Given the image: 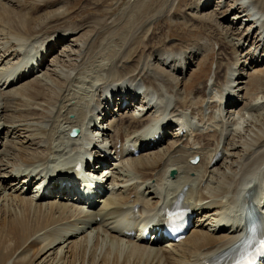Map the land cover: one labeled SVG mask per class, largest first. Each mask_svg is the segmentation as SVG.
I'll use <instances>...</instances> for the list:
<instances>
[{
  "label": "bare ground",
  "instance_id": "obj_1",
  "mask_svg": "<svg viewBox=\"0 0 264 264\" xmlns=\"http://www.w3.org/2000/svg\"><path fill=\"white\" fill-rule=\"evenodd\" d=\"M69 1L74 2L75 0ZM198 1L189 3V0H180L179 5L188 9L194 8V10H199V5L195 8ZM205 1L200 0V4L205 3ZM208 1L207 4H209ZM1 2L0 66H3L9 58L10 50L14 49L18 53V58L14 64H11L10 60L7 61V64L4 66L5 69L0 73V83L1 78L4 76L6 77L2 85L7 80L12 79L11 74L18 65L19 69L21 68L19 71L21 74L19 76L16 75L18 78L14 83L15 85L11 82L4 90H0V139L2 140V146L0 147V264H7L10 260L13 261L12 263L10 262L11 264H35L39 256H46L51 251L59 257L56 264H78V262L81 264H208L214 258L225 257L227 254L237 251L243 243V232H246L242 228V224L226 223L228 226L223 225V227H218L220 222L216 218L219 217L218 215L235 214L238 210L240 198L246 201L249 197L258 195L261 198L264 195L263 179V182H259V184L248 185V182L259 174L257 171L264 168V148L254 153L250 161L248 160L245 164L241 165V173L238 177L227 173L223 177H220V180L223 179V182L219 181L218 187L211 186L213 185L211 176L212 179L214 177L218 179V174L214 171H216L215 168L220 163L214 164L213 160L219 153L223 152L222 137L226 135L223 143L228 142L232 133L230 132L228 136L227 134L229 133L225 134V123L221 122V125L216 124V126L204 128L203 130L208 131L207 134L196 131L192 132L189 136H176L175 141L169 143L166 148L160 149L163 145L162 141L159 142L161 144L157 143L152 148H147L149 139L147 131L150 130L149 127L153 125L159 126L160 124L157 116L146 117L151 110L157 109L159 113L162 112L160 116H164V120L167 123L176 121L175 117L178 115L181 118L185 117V120L188 122V117L183 113V110L186 107L190 109L191 106H188V103H193L183 101L178 91H176V99L173 103L168 102L166 106H163V101L151 102L146 97L148 91L144 92L143 103L146 107L145 110H142L141 114L125 115V112L131 108V104H126L125 108L121 109L122 115L118 119H114L109 126L101 124V132L99 134L103 132L102 136L106 138H103L102 142L109 144L112 150L117 151L125 157L116 163V171L107 182L109 187V182L110 180L112 181L111 187H113V190H115V182H118L122 186H119V190L117 192L115 190L109 197L106 196L107 194L105 195L106 197H98L100 198L98 201L103 203L100 211L96 209L97 203L89 206V210H85L79 207L78 203H74V200L70 201L71 196L68 197L67 191H64L66 186L59 184L55 178L45 185L41 198H34L35 196L29 197L26 192L22 191V188L17 189L18 181L21 182L23 180L24 185L27 182L26 180L30 175L28 172L34 174L39 169L46 168L48 170L53 167L56 169L66 166L62 168L66 170L61 172L70 173L72 171L71 163L74 158L73 156L65 163L63 161L57 162V157H63L67 148L76 151L78 156L84 153L82 152L83 146L81 145V140L79 138H69L71 129H81L84 121L93 112L92 104H90L88 99H85L86 95L78 92L79 90L84 94L87 92L89 95H92V98H95L103 90L104 86L108 84H115L116 86L127 84L129 87L130 84H138L137 82L141 81V85L147 87L149 90L152 89V92L158 95V97L166 98L167 95L173 94L174 90L179 88L182 82L176 81L173 75L170 74L171 70L170 73L167 72L165 64L162 63L160 65V67H163L162 69L159 67V69H156L154 68L155 65H152L150 62L153 59L157 64L160 58L165 59L166 57L167 59L170 56L169 54L180 52L182 46L178 48L172 44H166L161 39V36L157 34H152L146 41L143 40L140 43L138 39H143L146 36V34H143L142 27L150 19L157 17L169 8L167 2L153 4L148 0H137L136 6L132 9V12L130 11L131 16L126 17L127 22L119 30H117L119 26L115 28L116 30L114 29L116 25L114 27L111 26L108 30H104V26L95 32V38L85 42L84 46H86V49L84 50V54L76 56L79 58L77 64H72L69 61L67 62V60L63 64L60 63L61 60L55 61L57 62L54 70L56 74H54L52 79V84L55 85V88H51L52 84L49 85L48 81L46 82L43 78L44 82L40 76L38 80L33 81L34 78L29 81V76L24 72L27 63L22 61L24 58H22L20 52H23L26 57L32 52L33 56L31 60L35 57L37 60L40 58V65H44L45 69L47 62L45 63V56L41 54V51L48 49V53H52L51 55H53L56 48H51V46H54V42L58 41L59 43V41H63L61 34L76 33L86 24H81L83 23L81 22L56 29V26L63 21L62 17L54 15V17L52 16L46 21L41 22L39 21L40 17L37 18V14L45 12L53 6L64 4L67 5V12L73 14L74 3L66 4L65 0H22L21 3L25 2V5L22 4L23 6L19 5L17 8H12L7 6L8 3L2 4ZM16 2L19 3V0ZM41 3H44L43 8L40 7ZM247 4L249 2H243V14L248 13V18L256 20L260 25H264L262 7L259 9L260 12L258 10L256 11V15H253L252 9H249ZM181 6L174 9V15L180 12ZM262 6L264 7V4ZM84 11L85 9L81 10V12ZM259 15L260 18H257ZM93 17L91 18L92 21L96 19ZM185 18L190 21H196L197 19L201 21L198 22L200 25H195L190 30L195 35V39L193 40L198 41L195 45H186L188 47H186L185 53L191 52L189 58H185L186 63L191 65V60L199 56L198 52L202 55V51L204 50V57L206 56L204 61L206 60L205 63L207 64L210 56L214 54L210 53L212 44L209 42H217L220 45L219 67L214 76V84L219 85L220 88V97L212 94L213 99L217 98V101L214 100L210 103L209 109L212 110V114L209 116V119L206 120L205 117L200 115L201 122L207 126L208 122L216 118V112H220L221 114L223 111L220 105L225 97L228 105L239 103L232 100L231 93L226 92V89L222 87V83H230L227 75H234V68L238 67L239 64V60L235 58V54L240 50L234 47L233 49L226 48L227 45L234 41L235 37L231 38V35L227 37L221 36L222 33L219 32L220 30L216 26L199 17L185 15ZM97 23L95 24L97 25ZM163 32L161 30V34ZM204 34L208 38V42L200 45V41L204 39L202 37ZM111 35L113 38L114 35L121 37H119V43L122 48L119 49V52L109 51V53L106 48H102L106 41L105 38ZM172 36L174 34L170 30L167 37ZM250 37L251 35L242 34L240 41L249 43ZM258 38L254 40L253 45H257L258 47L263 46L264 37ZM4 40L5 42H2ZM133 41L135 42L133 43ZM135 45L138 47L133 49ZM137 49H140L138 55H136ZM145 49H148V56L144 53ZM228 49L231 51L229 52ZM72 56L74 55L68 54V57ZM106 57L110 58V66L107 69V73H105L106 77H102L93 71L89 73L88 70H84L85 68L83 67L96 63L98 58L102 59ZM148 59L149 63L146 62ZM92 60L95 62H92ZM180 63L174 57L169 65ZM108 64L107 62V66ZM9 65L12 66L10 67ZM102 67L104 66L100 64L98 68ZM62 68L69 69V71L65 72ZM103 71L105 72V69ZM175 71L176 69L173 70V73ZM180 71L181 73L183 72L182 69ZM75 72V76H72ZM240 78L237 76L235 79V81L240 80L237 81V85L245 83ZM261 83L263 81L260 80V77L253 75L249 82L247 81L246 88L248 91H251ZM188 86L191 87V92L195 91L191 84H188ZM186 87L184 85L186 92H188ZM202 87L205 90L207 84L205 83ZM136 88L142 89V87L138 86ZM200 88L199 86L198 90ZM242 91H245V88H242ZM115 96L116 100H120L122 103V107L125 101H132L139 97L137 93H133L131 88L127 91L126 96L119 93ZM203 97L200 96L199 101H203L206 98L205 94ZM60 100L61 102L59 103ZM77 100L80 102L84 101L78 108H76L78 105L76 104ZM68 105H70L69 108ZM43 107L44 109L49 107L45 114L40 113V111L44 110ZM234 108L235 106L231 107L230 110H235L236 112L237 109ZM246 108L249 114L252 113L251 118L253 119L256 112L255 106L248 105ZM109 109L110 106L107 107V110ZM196 109H192L191 113L196 115ZM70 113H75L76 119H70ZM35 116L38 118V121L36 123L31 122L30 120L36 118ZM230 116L231 114L229 115V113L226 115V122L231 120ZM247 121L249 122V120ZM144 125H148L146 130L139 131ZM219 126L221 130L216 128ZM23 132L28 136L21 139L20 135L17 138V135ZM164 139L167 141V136ZM192 140L201 146L204 145L201 144L204 142L205 147L211 149L209 157H206L208 153L205 156L201 152V149L194 148V145L191 143ZM99 141L100 139L96 140L97 146L101 145L98 143ZM42 142L45 144L43 148L40 145ZM129 144L132 145V148L127 146ZM138 145L145 150L136 157L133 152ZM39 151L44 152L40 153ZM145 152H149L151 155L148 154V157L143 155ZM196 156L201 157L200 164L192 165L190 160ZM224 157L225 154L223 153L222 159ZM187 158H189V163H187L188 168L200 173V175L196 178L191 177V175L184 176L183 179L177 181H165L164 173L168 167V163L182 165ZM207 158L209 161H206ZM12 164L20 166L14 170L11 166ZM204 165L206 166V173L201 174L200 169ZM23 167L28 169L23 172ZM29 168H31V171ZM8 171L10 172L7 173ZM196 179L198 181L197 186L196 182L194 183ZM223 183H227L228 185L224 186L225 184ZM9 185L12 186L8 188ZM36 185L39 186V183H36ZM140 186H144L145 190L153 188L151 191L154 190L155 194L149 191V194L146 193V195L140 191ZM59 187L60 191L56 193L55 189ZM7 189H9V192L12 191V193L8 194ZM45 189H50V192L44 195ZM167 192L169 193L167 194ZM231 192L232 197L227 198ZM37 194V196L41 195V191L39 190ZM177 202H183V204L191 207L193 212L199 215V221L200 218L205 217L197 228L191 230L184 241L178 244H169L170 247H165L161 243V239L154 240L153 238L147 242L140 241L143 237L142 233L138 235V239L128 238L123 235V230L127 223L125 221L126 215H136L138 212L142 214L147 211L164 212L167 206L171 208ZM213 206H215V212L212 213L214 215L213 219H210V217L206 218L208 216L207 214L205 215V211ZM218 211L219 214H217ZM99 218H101L100 221H98ZM103 218H107V220L116 224V228H114L115 226L108 227L106 225L102 226V228L98 227V225L101 226L98 222L102 223ZM207 221L215 223V226L209 230H205L204 226ZM78 222H81V229H84L83 233L87 235L80 237L83 233H79L78 229L73 235H69L73 240L67 241L69 236H66V234L69 232V228L67 226L64 227V231L60 226L74 225V223L78 224ZM58 228L59 230L57 231ZM98 228L101 229L97 230ZM42 234L47 235V237H43ZM37 236L44 238V244H37L33 240ZM57 240L60 242L58 246L55 245V241ZM89 243L91 247H89ZM14 257L15 259L13 260Z\"/></svg>",
  "mask_w": 264,
  "mask_h": 264
},
{
  "label": "rangeland",
  "instance_id": "obj_2",
  "mask_svg": "<svg viewBox=\"0 0 264 264\" xmlns=\"http://www.w3.org/2000/svg\"><path fill=\"white\" fill-rule=\"evenodd\" d=\"M16 1L17 0H13V1L12 0H5V1L2 0V2H1V0H0V2L2 4H4L6 2V3H8L7 6H10L12 8L13 7L17 8V7H19V5L20 6L25 5V2L21 3L22 0H19V3ZM148 1H150L153 4L154 3L167 2V6H169V8H167L163 13H161L157 17L150 19L149 22H147L142 27L143 28V34H146V36L143 39L138 38L139 43L143 40L146 41L148 39V37L151 36L152 34H157V35L161 36V39L166 44L167 43L170 45L172 44L174 46H177L178 48H180L182 46L181 47L182 49L180 50V52L178 53V56H177V58L180 59L181 63L177 64V65L176 64L175 65H166L169 67L165 66V68L167 69L168 73H170V70H171L170 74L174 76L176 81L182 82L181 85L179 86V88L175 89L174 91H178L179 95L181 94V98L183 101L192 102L193 104L188 103V106L190 105L192 109L197 108L196 109V115H191L195 121V125L197 124V122H199L198 121V117H199L198 114H202L203 116L206 117V119H208V117H209L208 115L211 113V110L208 109L207 103H210L212 100H217V99H213L211 94L218 95V92L220 90L219 86H216V84H214V76H215V73L217 72L218 67H219L218 59L220 57L219 54L221 52H220V45H218L219 43L209 42L212 44V47L210 49V51H211L210 53H212V54L214 53V54L212 56H210L209 59L211 60V62L209 60L207 62L208 65L205 63L206 60L204 61V58L206 57V56L204 57V55H205V53L203 52L204 50L202 51V55L200 52H198L199 56L197 58L191 60L192 61L191 65H189L188 63L185 62L186 61L185 58H189V54L191 53L189 51H188V53H185L186 47H188L189 45H195L198 41V40H193V39H195V37H194L195 35L193 33H191L190 30H192V27H194L195 25L196 26L200 25V24H198V22H201L198 19L196 20L197 22L195 20L190 21L186 18H185L186 19L185 20L184 19L185 15L189 16V17H199L200 19L205 20L206 22L216 26L218 28V30H220L219 32L222 33L221 36L227 37L228 35H231V38L235 37L234 41H232V42L229 41V42H231V44L227 45L226 48L228 47L229 49H233V47H234L235 49L237 48V50H240L237 52V54H235V58L237 60H239L238 67L234 68L235 76L232 75L230 78L228 77L229 81L231 82L229 85L225 86V84H223L224 88L227 89L226 92L227 93L229 92V93H231V95H233V101H236L237 103L239 102L236 105L235 104L230 105L231 107L235 106V109H237L238 111H236V112L231 111L230 110L231 107L229 106V108H227V111L225 110V111H223V114H221L222 120H220V118L218 116H216V122H220V121H223V117L227 113H229V115L231 114V116H230L231 122L229 121L228 123L226 122L227 124L225 123L224 130L225 131L228 130L227 133H229V134H227V136L230 135V132H232L229 139H228V142L223 143L224 140L226 139V136L222 137V140H223L222 145H223V149H224L223 152L225 154V157L220 162L219 166H217L215 168L216 171H214L218 174L217 175L218 179H216V177H214L212 179V176H211V181L213 182V185H211V186L218 187L219 181L223 182V179L220 180V177H223V175L226 173L229 175H235L236 177H238L239 174L241 173V171H240V169L242 167L241 165L245 164L248 160L250 161V158L254 155V153H256V152H258V150L260 151L261 149L264 148V93H262V92H264V48H263L264 45L263 46L261 45L259 47L257 45H253L255 39H257L258 37H259L258 39H261V37L262 38L264 37L263 36L264 35V25H260L259 23H257L256 20H253V19L251 20V18H248L247 17L248 13L243 14L244 8L242 7L243 2L244 3L249 2V4H247V5H249V6L251 5L255 11H258L262 7V11L264 12V7L262 6V4H264V0H209L208 1L209 4H207V0L205 1V3L202 2L203 4H200V0H199L198 3L195 5V8H197V6L199 5V7H200L199 10L198 9L194 10V8L188 9L184 6L179 5L180 0H167V1L166 0L165 1L164 0H148ZM194 1H197V0H189V3H191V2L194 3ZM65 2H66V4H71L72 1L65 0ZM72 3H74V5H73L74 13L73 14L67 12V5H65V4L59 5V6H53L50 9H48L47 11H45V12L43 11V12L37 14V18L40 17L39 21H41V22L46 21L48 18H51L52 16L54 17V15H57L58 17H62L63 21L59 25L56 26V29H59L61 27H66L67 25H71V24L81 23V22H83L81 24H86V25L81 27L76 33H70V34H66V35L61 34L63 41H59L57 46H54V48L56 47L57 51H55V53L53 55H48L46 57L47 58V66L45 67V69H44V65H42L43 66L42 67L40 64H37V66L35 67L33 72L27 73V76H29V81H31V79L33 80L34 78L35 79L33 81L38 80L39 76H40L41 80H43V78H44V80L46 82L48 81V84L51 85L54 74H56L54 72V70L56 68L55 64H57V62H55V61L61 60L60 63L63 64L67 60V62L69 61L72 64H77L79 62V58L76 56L84 54V50L86 49V46H84L85 42L90 41L93 38H95L96 37L95 32L99 31L104 26H105L104 30H108L111 26L114 27L116 25L114 27V29L119 26L117 28V30H119L122 27V25H125V23L127 22V18L129 16H131L130 11L132 12V9L136 6L137 0H75ZM179 6L182 7L180 9V12L178 14L174 15L175 14L174 9L179 7ZM40 7L43 8L44 3H41ZM82 9H85V11L81 12ZM98 11H100V13H98ZM229 12H231V13H229ZM259 12H260V10H259ZM92 15L96 18V19H93V21L91 19L93 17ZM257 18H260V15ZM97 21L99 24L97 23ZM211 22H213V23H211ZM95 23H97V25ZM161 30L164 31L162 34H161ZM170 30H171V32H173L174 36L167 37V34ZM139 34H140V32H139ZM238 34L240 36H236ZM242 34L251 35L249 43H243V41H240V37L242 36ZM107 37L105 38L106 41L104 42L102 48L103 47L106 48L107 52H109V51L110 52H115V51L119 52L120 51L119 49L122 48L121 44L119 43V41H120L119 39L121 37L116 36V35H114V38L112 35L107 36ZM202 37L204 39L203 38H201L203 40L200 39L201 40L200 45L206 44L208 42V38L206 37L205 34ZM107 39H109V40H107ZM206 39H207V41H206ZM2 42H5V40ZM134 42L135 41H133V43ZM187 44H188V46H186ZM137 47L138 46L135 45L133 47V49H136ZM197 49H199V48H197ZM229 49H228V51L230 52L231 50H229ZM139 50L140 49L136 50V52H137L136 55H138V53L140 52ZM260 52H261V54H260ZM20 53L22 54L21 55L22 58H25V55L23 54V52H20ZM45 53H47V51ZM70 53L73 54L74 56L68 57V54H70ZM144 53L146 56H148V53H149L148 49H145ZM17 55H18V53L15 52L14 49L10 50L9 58L5 61V64L3 66H0V73L5 69L4 66L7 64L8 60H10L11 64H14L16 62V59L18 58ZM106 61L109 63L108 66H107ZM164 61L165 60L163 58H160L159 62H158L160 64H158V63L156 64L155 61H153V59H151L150 63L152 65H155L154 68L162 69L163 67H160V65L162 63L164 64L165 63ZM92 62H95V61L92 60ZM146 62L149 63V59L146 60ZM100 64L103 65L104 67L98 68ZM9 66L11 67L12 65H9ZM58 66H60V65H58ZM109 66H110V58L106 57V58H102V59L98 58L96 63L89 64L83 68H85L84 69L85 71L88 70L89 73L91 71H93L102 77H106L105 73H107V69ZM6 67H8V66H6ZM104 69H105V72L103 71ZM174 69H176L175 73H173ZM180 69L183 70L182 73H180L181 72ZM41 70H43V71H41ZM62 70L65 72L69 71V69H65V68L64 69L62 68ZM99 71H100V73H99ZM74 74H76V72L73 73L72 76H75ZM44 75H45V77H44ZM253 75L259 76L260 80H262L263 83L257 85V87L254 88L253 90H251V91L249 90L250 91L249 92L246 88L247 81L249 82L251 76H253ZM237 76H240L241 81H244L245 83H243L241 85H237L238 84L237 81H240V80L235 81V78H237ZM46 77H48V79H46ZM232 79H233V81H232ZM29 81H26V82H29ZM205 83L207 84V87L204 90V88L202 86ZM188 84L189 85L191 84V86L194 87L195 91L191 92L190 91L191 87H189ZM184 85L187 86L186 88L188 89V92H186ZM199 86L201 87L200 90H198ZM233 86H235V87H233ZM50 87L55 88V85L52 84ZM242 88H245V91H242ZM260 89H263V90H260ZM57 91H59V90L57 89ZM206 91H207V93H206ZM78 92L81 94H84L82 91H78ZM204 94L206 96L205 100L203 102H201V100H200V102H197V101H199L200 96L203 97ZM84 95H87V94H84ZM174 96H175V94L170 95L171 101L175 100L176 97H174ZM85 98L92 99L90 96L85 97ZM60 102H61V100L59 101V103ZM78 102L79 101L77 100L76 104ZM131 103H132L131 104L132 106L130 109H128L125 112L126 113L125 115H128V114L139 115L142 113V110H145L144 107H146V106L143 103L142 97L139 100H135L134 103L131 101ZM72 104H73V102H72ZM248 105L249 106H255V108H256L255 109L256 112L254 113L253 119L251 118L252 113L249 114L248 109L247 108L245 109V107H247ZM69 107H70V105H68V108ZM191 108L185 109L184 114L190 115L191 110H192ZM43 109H44V107H43ZM48 109H49V107H46L43 111H40V113L45 114ZM118 109H119V105L118 104L114 105L113 107H111V113H117L118 112L117 117L119 118L122 113L119 112ZM202 109H204V110H202ZM153 110H151L147 114L146 117H152V115L159 114V112H158L159 110H157V109H153ZM244 117H245V119H244ZM69 118L70 119H72V118L76 119L75 113H70ZM257 118L259 119V121ZM114 119H115L114 117L109 116L107 121H105L103 124L105 126H109L114 121ZM246 119L249 120V122ZM30 121L36 123L38 121V118L37 117L33 118ZM214 122L215 121H212L209 124L212 123V125L214 124L216 126V124ZM199 125H200V127L198 128L199 132H202L204 127L208 128L207 126H204L203 123H200ZM217 129H221V128L217 127ZM204 132L207 133L206 130ZM20 135H21V139L26 138L28 136L25 132H23L22 134L19 133L17 135V138H19ZM107 139H108V137H107ZM174 141H175V137H170V139H168L166 142L163 143V145L160 147V149L166 148L169 143H172ZM192 142H194V141H192ZM1 143H2V141L0 140V147L2 146ZM192 144L195 145L194 143H192ZM201 144L203 145L204 142H202ZM40 145H41V148H43L45 146L44 142L40 143ZM195 147L202 149L201 152H203L205 156L208 153V155L206 157H208L211 154L210 153L211 149L204 147V145L201 146L200 144H197V145H195ZM43 152L41 151L40 153H43ZM149 152H154V151H149ZM149 152H145L143 155L148 157L149 156L148 154H150ZM188 159L185 160L182 163V165L179 164V166L176 163L175 164H173V163L168 164L169 169H174V170L178 171L175 180L182 179V178H184V176L186 177V176L192 175L193 177H196L197 174H199L196 171L190 170L188 168V164H187ZM206 161H209L208 158L206 159ZM11 166L14 170H16V168L20 165L12 164ZM23 168H25V167H23ZM168 168L166 169V172H165L166 175L164 174V177L167 180H170L168 177L169 176L168 172H167V171H169ZM178 169H180V170H178ZM205 169H206V166L204 165L200 169L201 174L206 173ZM186 170L188 173L186 172ZM9 172L10 171H8L7 173H9ZM111 182L112 181L110 180L109 188L107 190V196L108 197L113 193V190L111 187ZM197 184H198V181L196 180V186H197ZM223 184H225L224 186L228 185L227 183H223ZM17 185H18L17 189L22 188L23 187V181H21V182L18 181ZM115 185L116 186H114V187H115L116 192H117L119 190V186L121 187L122 185H120L118 182H115ZM11 186L12 185H9L8 188H10ZM152 189L145 190L144 186H140V191L144 192L145 194L146 193L149 194L148 193L149 191L151 193L155 194L154 190L151 191ZM7 190H8L7 191L8 194L12 193V191L9 192V189H7ZM37 191H38L37 187H34L33 191L31 192V195H35L37 193ZM206 193L208 194V192H206ZM31 195H29V197ZM231 197H232V192L227 196V198H231ZM96 209L98 211H100L102 209V205L97 206ZM214 212H215V206L211 207L210 209H207L205 211V215L207 214L208 217H206V218L210 217V219H213L214 215H212V213H214ZM217 214H219V211ZM203 218H205V217L203 216ZM80 223L81 222H78V224L74 223V225H72V224H68V225H64V226L61 225L60 227L64 230V227L67 226V228H69V232H67V234L66 233L65 234H66V236H69V235H73V233L76 232L78 229H79L78 230L79 233L80 232L83 233V231H85L84 229H81L82 225ZM98 223L101 225V226L98 225V227H101V228H102V226H105V225L108 227L109 226L110 227L115 226L114 228H116V224H113V222H111L110 220H107V218L102 219V223H100V222H98ZM214 226H215V224H213L212 222L210 223V221H207L204 228H205V230H209V229L213 228ZM59 228L57 229V231L59 230ZM101 228H98L97 230H100ZM92 231L94 233V229ZM63 232H62V234H63ZM86 235L87 234L83 233L82 236H80V237H85ZM42 236L47 237V235H43V234H42ZM42 236H37L38 238L35 237V238H33V240H35V242H37V244L42 245V244H44L43 243L44 238ZM58 237H59V235H58ZM67 239H68L67 241L73 240L72 237H70V236ZM58 241L59 240L55 241V243H56L55 245H57V246H58V243H60ZM164 246L170 247V245L166 244V243H164ZM89 247H91L90 243H89ZM15 257L13 258V260L15 259ZM56 257H57V255L56 254L54 255V252L51 251L46 256L45 255L39 256V258L35 264H43L44 262H45L44 264H56L58 262L57 260H59V257H57V258ZM10 262L12 263L13 261L10 260L7 264H9ZM78 264H81V263L78 262Z\"/></svg>",
  "mask_w": 264,
  "mask_h": 264
},
{
  "label": "water",
  "instance_id": "obj_3",
  "mask_svg": "<svg viewBox=\"0 0 264 264\" xmlns=\"http://www.w3.org/2000/svg\"><path fill=\"white\" fill-rule=\"evenodd\" d=\"M78 132V131H77Z\"/></svg>",
  "mask_w": 264,
  "mask_h": 264
}]
</instances>
